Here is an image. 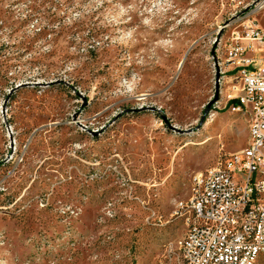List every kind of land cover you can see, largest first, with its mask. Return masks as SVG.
Segmentation results:
<instances>
[{
    "label": "rangeland",
    "instance_id": "374dc122",
    "mask_svg": "<svg viewBox=\"0 0 264 264\" xmlns=\"http://www.w3.org/2000/svg\"><path fill=\"white\" fill-rule=\"evenodd\" d=\"M263 2L0 0V264H179L176 204L248 143L226 59Z\"/></svg>",
    "mask_w": 264,
    "mask_h": 264
},
{
    "label": "built area",
    "instance_id": "2783aa9c",
    "mask_svg": "<svg viewBox=\"0 0 264 264\" xmlns=\"http://www.w3.org/2000/svg\"><path fill=\"white\" fill-rule=\"evenodd\" d=\"M244 34L235 31L229 45L228 66L236 67L239 94L228 106L248 116L249 148L196 173L189 197L176 204L174 214L186 225L177 242L183 264H251L252 257L264 255V57H244L254 44L264 53V19L246 26ZM236 170H243V178H236Z\"/></svg>",
    "mask_w": 264,
    "mask_h": 264
},
{
    "label": "water",
    "instance_id": "95a60500",
    "mask_svg": "<svg viewBox=\"0 0 264 264\" xmlns=\"http://www.w3.org/2000/svg\"><path fill=\"white\" fill-rule=\"evenodd\" d=\"M211 54H212V57L215 59V55H214L213 51L211 52ZM219 74H220V73H219L218 67H217V65H216V71H215V82H214V96H213V99H211V100L207 103V109L210 107V105H211L212 103H214V102L217 100L218 88H219V78H220V75H219ZM35 84H37V83H23V84H19V85L15 86L14 89H12V91L15 90V89H17V88L20 87V86L35 85ZM142 109H144V108H143V107H139V108H137L136 110H142ZM150 109L153 110L154 108H150ZM207 109H205L203 115L201 116L200 121H199V124L202 123V121H203V119H204V117H205V115H206ZM170 128H172V129H174V130H176V131H180V132H181V130H179V129L173 127V126H170Z\"/></svg>",
    "mask_w": 264,
    "mask_h": 264
},
{
    "label": "bare ground",
    "instance_id": "6f19581e",
    "mask_svg": "<svg viewBox=\"0 0 264 264\" xmlns=\"http://www.w3.org/2000/svg\"><path fill=\"white\" fill-rule=\"evenodd\" d=\"M226 63H228V59H226ZM247 124H248V143H247L246 147L243 150H247L249 148L250 127H249L248 116H247ZM9 135H10V130H9ZM10 144H11V141H10L9 145ZM236 178H243V170H236ZM181 202H184V201H180V202H178V204H180ZM259 256L260 255H256V257H252L251 264H255L257 262ZM179 264H183V260H180Z\"/></svg>",
    "mask_w": 264,
    "mask_h": 264
},
{
    "label": "trees",
    "instance_id": "16d2710c",
    "mask_svg": "<svg viewBox=\"0 0 264 264\" xmlns=\"http://www.w3.org/2000/svg\"><path fill=\"white\" fill-rule=\"evenodd\" d=\"M236 102V100L235 99H231V100H229L228 102H227V104L226 105H230V104H232V103H235Z\"/></svg>",
    "mask_w": 264,
    "mask_h": 264
}]
</instances>
